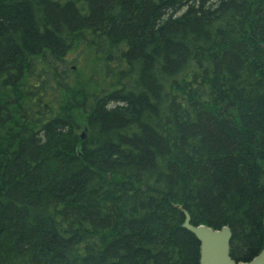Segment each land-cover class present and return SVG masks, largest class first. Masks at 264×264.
<instances>
[{"label": "trees", "instance_id": "trees-1", "mask_svg": "<svg viewBox=\"0 0 264 264\" xmlns=\"http://www.w3.org/2000/svg\"><path fill=\"white\" fill-rule=\"evenodd\" d=\"M183 210L264 248V0H0V264H200Z\"/></svg>", "mask_w": 264, "mask_h": 264}, {"label": "water", "instance_id": "water-1", "mask_svg": "<svg viewBox=\"0 0 264 264\" xmlns=\"http://www.w3.org/2000/svg\"><path fill=\"white\" fill-rule=\"evenodd\" d=\"M183 214V228L200 243V264H264V248L252 260L237 262L230 255L232 231L228 226L215 230L206 225H193L190 214L185 210Z\"/></svg>", "mask_w": 264, "mask_h": 264}, {"label": "rangeland", "instance_id": "rangeland-1", "mask_svg": "<svg viewBox=\"0 0 264 264\" xmlns=\"http://www.w3.org/2000/svg\"><path fill=\"white\" fill-rule=\"evenodd\" d=\"M83 134L85 135V133L84 132H82V136H83ZM84 138V137H83Z\"/></svg>", "mask_w": 264, "mask_h": 264}]
</instances>
